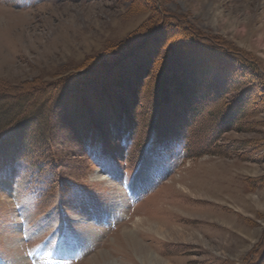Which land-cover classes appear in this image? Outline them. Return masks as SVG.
<instances>
[{"label":"rangeland","instance_id":"obj_1","mask_svg":"<svg viewBox=\"0 0 264 264\" xmlns=\"http://www.w3.org/2000/svg\"><path fill=\"white\" fill-rule=\"evenodd\" d=\"M254 67L264 74V0H0V98L33 94L41 122L27 124L34 159L0 168V264H264ZM124 116L138 125L130 154ZM154 124L190 130L199 155L160 151ZM90 127L111 146L94 159Z\"/></svg>","mask_w":264,"mask_h":264},{"label":"trees","instance_id":"obj_2","mask_svg":"<svg viewBox=\"0 0 264 264\" xmlns=\"http://www.w3.org/2000/svg\"><path fill=\"white\" fill-rule=\"evenodd\" d=\"M159 17L162 22H165L167 18L169 17V15L164 11H160ZM151 35L152 36L155 35L154 32H152ZM139 40H140L139 38L136 39V41L138 42ZM143 42L145 43V40ZM143 42L141 44L137 43L136 45H133L134 47H132L130 50H129V47L132 44H134V42H132L130 46H127L126 48H124L125 50H128V51H126L124 55L119 59V62H124L126 59L135 55L138 50L142 49L145 46ZM255 69H256L255 73L257 74V76L264 79V74L259 73V70H258L259 68L256 67ZM234 83H237V86L239 85V87L237 88L238 90L246 86V84L244 85L242 81H236ZM23 92L25 93L26 91H22V93ZM7 94H10V95H6V97L0 98V165H1L0 168L3 165H10L19 160L34 159V156H32V153L28 151L29 145H32V146L35 145L33 141L30 142V140H32L30 138L33 135L34 137L39 138L40 133H41V132L38 133V131H36L37 127L33 128L32 131H31V128L29 130L27 129V126H28L27 124L35 123V121L41 123L40 119L38 120L35 113H33L35 112V110L33 111V108L36 107L38 104L37 100L34 101L35 96H33V94H25V95H22L21 97H17V95H19L20 93H16L15 97H11L12 95L11 93H7ZM15 103L16 104L22 103L20 107L21 109H17L15 107L16 106ZM31 103H32V106L30 108L29 105ZM44 103H45L46 110L48 111L46 112L47 116L43 119L46 120L48 118L50 121L53 109L52 111H50L51 109L49 107H52L55 101L53 100L51 101L50 99H45ZM238 103H239L238 105L233 103V107L235 108L233 109L234 111H231L230 113L232 114V117L235 118L234 123L237 121L243 120L244 116H246L244 115L243 111L246 110L247 104L246 103L243 104L241 101L240 102L238 101ZM54 113L55 111H53V114ZM126 118L127 116H124L123 119L118 121L119 124H116V125L120 126V129H122V132L125 133V137L123 138V140L127 142V144L129 145L128 147L129 151L127 154H130L133 150L136 149L137 145L138 146L140 145V143L138 142V137H136L138 125L137 126L133 125L134 121H133V124L131 125L129 122V119L128 118L126 119ZM116 125H114V123L111 124V122L109 123V127L111 128L109 136L112 139L114 138V135L117 130V128L115 127ZM157 129H159V127L157 126V124H154V126H152L149 130L148 137L151 138L152 136L155 138L153 142H156L155 145L160 151L162 148H167L170 151L181 149L184 152L185 157L187 158L196 157L197 155H199L198 152H196L197 150H195L194 137L192 136V133L190 130L186 129L187 130L186 134L183 136H180L179 133L170 134L169 136H166L163 134V136H160L158 134ZM81 134H82L81 136H82V140L84 144V150L86 154H88L93 159L95 158L98 152V147L100 146L101 148L111 147L108 142L109 138L108 140H106V138L99 132L97 128L90 127L88 129H84L82 130ZM8 139L9 141H7ZM26 139H28V142L30 143H28ZM47 141L48 140H46V142ZM2 142H6L9 144L6 146L4 145L2 146ZM15 142H17L18 145L20 144L19 149L11 148ZM147 144H148V139L145 140L144 144L142 145V148L140 150L141 156L143 152H145L146 148L147 150L150 149L148 148L149 145L147 146ZM20 151L22 152L19 153Z\"/></svg>","mask_w":264,"mask_h":264},{"label":"bare ground","instance_id":"obj_3","mask_svg":"<svg viewBox=\"0 0 264 264\" xmlns=\"http://www.w3.org/2000/svg\"><path fill=\"white\" fill-rule=\"evenodd\" d=\"M196 55V54H195ZM132 62V61H131ZM188 65V64H187ZM180 66V65H179ZM185 74V73H184ZM174 76V75H173ZM195 76V75H194ZM191 79V78H190ZM178 82V81H177ZM181 82V81H180ZM202 84V83H201ZM185 85V84H184ZM213 85H215V84H213ZM175 86V85H174ZM221 86V85H220ZM225 87V86H224ZM81 89V88H80ZM100 89V88H99ZM189 89V88H188ZM209 89V88H208ZM190 90V89H189ZM218 90V89H217ZM211 91V90H210ZM171 92V91H170ZM174 92V91H173ZM243 94V93H242ZM103 95V94H102ZM202 96V95H201ZM106 97V96H105ZM195 97V96H194ZM193 97V98H194ZM239 99V98H238ZM97 100V99H96ZM177 100V99H176ZM195 100V99H194ZM202 101V100H201ZM172 102V101H171ZM186 102V101H185ZM169 103V102H168ZM173 103V102H172ZM170 104V103H169ZM174 104V103H173ZM191 105V104H190ZM176 106H177V104H176ZM180 107V106H179ZM212 107V106H211ZM193 109V108H192ZM119 189V188H118ZM161 229V228H160ZM159 229V230H160ZM19 240V239H18ZM20 242V241H19ZM18 247H19V244H18V246L16 245V246H14V248H16V250L18 249ZM12 249H13V246H12Z\"/></svg>","mask_w":264,"mask_h":264}]
</instances>
